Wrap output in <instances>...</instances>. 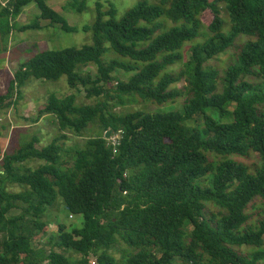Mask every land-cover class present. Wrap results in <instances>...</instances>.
<instances>
[{"label":"trees","instance_id":"16d2710c","mask_svg":"<svg viewBox=\"0 0 264 264\" xmlns=\"http://www.w3.org/2000/svg\"><path fill=\"white\" fill-rule=\"evenodd\" d=\"M86 1L72 9L84 11ZM31 3L36 21L15 23ZM108 3L82 28L91 45L20 62L0 93L2 112L20 104L32 80L66 76L73 91L50 94L39 110L36 120H57L51 143L39 148L32 136L12 152L0 147V264H71L56 248L80 253L79 264H264V0L141 1L121 20ZM42 21L79 31L45 0H14L0 12V51L12 32L41 29ZM230 49L237 51L223 71L209 63ZM80 88L98 101L78 103ZM182 97V111H117ZM91 127L100 133L65 147L67 132L84 136ZM109 131L122 132L116 153ZM253 154V164L237 159ZM38 160L44 164L26 165ZM59 199L84 220L72 230L59 224L40 259L33 244Z\"/></svg>","mask_w":264,"mask_h":264},{"label":"rangeland","instance_id":"374dc122","mask_svg":"<svg viewBox=\"0 0 264 264\" xmlns=\"http://www.w3.org/2000/svg\"><path fill=\"white\" fill-rule=\"evenodd\" d=\"M46 3L61 14L71 26L79 29L76 33H67L63 31L57 25H49L48 21L41 22V29H33L24 32L14 31L10 35L7 52L0 51V93H5L8 83L13 76V73L18 68L20 62L33 58L42 51L50 50H64L66 48H82L85 45H91L92 32H84L82 28L86 25H91L97 16V4L103 5V10L109 9V1L112 3L116 10L117 20H121L126 13L136 6L141 1H147L150 4L158 3V0H87L86 9L82 12L76 9H72L73 4L78 2V6L81 7L82 0H45ZM32 9L26 12L24 18L15 20L20 25L34 23L40 14V11L35 3L31 4ZM224 6V4L222 5ZM224 19L229 23L230 19L227 13H223ZM214 16L210 10L204 12L202 21L206 26L210 25ZM9 23L5 19V24ZM230 25L227 27L229 28ZM244 41V38L240 39ZM0 43V47H1ZM236 49H230L227 53L217 57V59L210 60L209 63L213 66L219 67L221 71L233 60L232 56L236 54ZM107 57V56H106ZM181 64H176L171 69L179 70ZM88 70L95 72L93 67H89ZM121 80H127L130 73L120 74ZM185 86V82L182 81L177 84V87L181 88ZM73 91L67 84L66 76L61 77L58 81H42L32 80V82L24 90V98L17 107H10L0 112V147L4 152H12L23 139L37 136L41 143L37 146L39 148L48 145L52 140L59 135V129L57 120L52 115H46L36 120L39 115L40 108L43 107L46 98L55 93L58 97L63 98ZM78 96V103L93 104L98 101L96 98L88 99L85 95L84 89L80 88L76 92ZM184 98H178L174 101H169L162 105L151 101H139L137 103H130L124 107L117 108V111L127 113L137 110H145L148 112H169V111H182ZM37 121V122H36ZM199 120H189L187 123L191 126H196L199 130L203 128L202 123ZM100 133V130L96 127H91L87 130L84 136H78L73 132H67L69 140L66 142V148L72 147L74 144L83 145L86 139L94 137ZM247 164H253L258 162V157L253 154L251 158H237ZM43 161L27 162L26 165L35 168ZM1 170V169H0ZM12 191H20V186L10 187ZM54 209H50L45 217L48 223L47 233L38 241L34 242L36 253L40 259H44L50 251L51 242L54 240V236L59 230V224L66 226V229L72 230L73 228L81 227L83 223L82 215H74L70 213L65 207L62 199H59ZM53 243V242H52ZM246 249V247H242ZM58 252L63 253L70 259L71 264H79L82 255L76 253L73 250L64 248L60 250L56 248ZM95 259L92 258V262ZM47 264V262H45Z\"/></svg>","mask_w":264,"mask_h":264},{"label":"crops","instance_id":"0c3cea01","mask_svg":"<svg viewBox=\"0 0 264 264\" xmlns=\"http://www.w3.org/2000/svg\"><path fill=\"white\" fill-rule=\"evenodd\" d=\"M12 1H14V0H0V12L2 11L3 8L7 7L9 5V3L12 2ZM31 4H29L28 6L23 8L22 13L20 14V16L17 19H21V18L25 17L26 12L28 10L32 9V7H33Z\"/></svg>","mask_w":264,"mask_h":264},{"label":"built area","instance_id":"2783aa9c","mask_svg":"<svg viewBox=\"0 0 264 264\" xmlns=\"http://www.w3.org/2000/svg\"><path fill=\"white\" fill-rule=\"evenodd\" d=\"M122 138V132L120 133H117L115 135H112L110 138H109V141H110V144L113 145L114 147V152L116 153L117 150H118V146L120 145V140Z\"/></svg>","mask_w":264,"mask_h":264},{"label":"water","instance_id":"95a60500","mask_svg":"<svg viewBox=\"0 0 264 264\" xmlns=\"http://www.w3.org/2000/svg\"><path fill=\"white\" fill-rule=\"evenodd\" d=\"M111 133H112V131H109L108 133H107V135H106V139H109L110 137H111Z\"/></svg>","mask_w":264,"mask_h":264}]
</instances>
